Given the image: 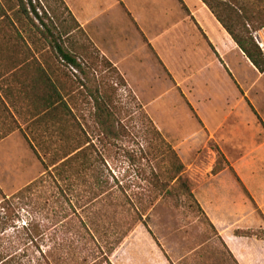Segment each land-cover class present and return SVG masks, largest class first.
Here are the masks:
<instances>
[{
	"label": "rangeland",
	"instance_id": "obj_1",
	"mask_svg": "<svg viewBox=\"0 0 264 264\" xmlns=\"http://www.w3.org/2000/svg\"><path fill=\"white\" fill-rule=\"evenodd\" d=\"M219 1L215 2L218 10L222 8ZM185 2L194 6L193 0ZM32 3L39 4L36 11L65 48L71 49L82 42L78 33L75 35L77 31H72L75 22L57 0H33ZM125 5L138 20L137 25L119 5H112L108 12L110 19H103L105 25L89 34L100 54L109 57L122 75L124 83H120L103 66L87 68L88 60H81L86 76L66 66L41 35L39 29L44 26L29 6L24 10L19 0H0V200L37 182L32 190L36 206L32 205L39 228L34 244L20 243L12 230L0 233V255L25 254L20 264H126L133 230H137L139 239L136 241L145 244L150 241L141 238V233L147 229L140 222L127 233L130 224L143 214L152 235L147 232L173 260L171 262L235 264L196 200L185 194L181 186L167 195L156 186L153 175L166 174L172 166L166 153V145H170L184 164V175L190 187V171L206 169L214 162L212 160L217 161L216 148L230 158L242 157L244 163L255 164L258 175L261 174L256 181H264V132L256 134L253 142L248 140V145L220 146L205 138L207 131L191 106L193 114L189 110V101L182 89L189 90L200 118L212 131L222 127L230 112L243 122L239 130L244 131L247 125L255 129L257 126L249 107L238 103L233 83L218 69V64L210 71H203L201 76L188 78L191 69L187 61L201 65L205 58H210L203 46L206 38L197 18L179 0H125ZM166 8L171 9L172 14L164 15ZM198 16L213 38L220 41L214 23L203 12L199 11ZM175 19L179 25L186 23L181 29L188 41L181 44V48H175L169 36L160 35L161 24ZM189 26L201 39L193 58L188 51L195 42L188 39L191 37ZM247 28L255 41V33L264 30L254 31L251 25ZM235 29L241 31L242 27ZM261 36L264 41V31ZM211 51L210 48L212 54ZM226 60L239 82L249 88L257 78L256 73L235 52L229 53ZM20 61H24L21 69ZM14 66L15 71L19 69L18 77L8 71ZM40 67L53 79L63 97V104L55 111L40 113L24 96L26 90L17 81L25 77L27 71L37 76ZM191 68L196 71L193 65ZM173 77L181 82L182 89L177 87ZM207 81L211 82L209 87L205 85ZM57 82H61L60 86ZM95 82L117 88L116 116L128 130L125 137L110 140L101 134L91 96ZM257 87L250 96L264 120V77ZM199 123L205 132L203 141L196 144L201 140L197 137L188 144L177 142L197 133ZM225 127L234 128L229 121ZM77 147L86 151L94 169L76 176L73 167L68 168L65 173L61 172L63 181L53 167ZM219 165L226 166L223 160ZM96 176L100 177L101 185H97ZM60 189L63 192L60 193ZM241 190L244 192L242 187ZM249 195L257 209L245 194L246 225L241 228H264V193L249 192ZM118 239L121 242L109 252ZM9 241H13L15 247L6 248Z\"/></svg>",
	"mask_w": 264,
	"mask_h": 264
},
{
	"label": "crops",
	"instance_id": "obj_2",
	"mask_svg": "<svg viewBox=\"0 0 264 264\" xmlns=\"http://www.w3.org/2000/svg\"><path fill=\"white\" fill-rule=\"evenodd\" d=\"M179 1L186 9H188L189 12H191L197 18L201 30H203V35L206 38V42L204 41L203 46L204 48H206V54H208L210 57L209 60H206L205 58V61H203L201 65L193 64L191 60L189 62L187 61L189 69H191L188 78L201 76L203 71H210L212 69V66L218 64V69L221 70L224 75L226 74L233 83L238 94V103L241 102L247 105L251 110V116L255 121V125L257 127L255 129L252 126L247 125V128L244 131L242 129L239 130V125H241L243 122L239 120V116L237 114L230 112L229 116H227L226 122L229 121V124H231L234 128L230 129V127H225V122L222 127H220V129L212 131L200 118L196 106L192 103L189 97V90L188 92L186 90H183L181 82H177L173 77L177 87H180L182 89L183 94L189 101L188 108L189 106L192 107V111H194V114H196V117L199 119L200 123L204 125V129H206L207 131V134H205L202 126L199 123V130L197 133L189 135L186 138H182V140L177 142H179L181 145L188 144L191 139H197V137H201V140L196 143L198 144L204 140L203 134H205V138L207 136L208 140H214L220 146H233L236 144L248 145V140H251V142H253V140L256 139V134H261L262 132H264V120L262 119L259 113V109L256 108L252 97L250 96V92L253 89L258 88L257 86L259 84V80L263 79L264 72L260 73L253 66L249 59L232 40L229 33L222 27V25L215 18L209 8L201 0H193L194 8L188 6L185 0ZM63 2L68 8V11L76 19L80 28H82L84 32L88 34V36L93 29L98 28V26L105 25V20H107L108 18L110 19V17L108 16V12L111 9L112 5H119L123 9L127 17L132 18L133 22H135L136 25L137 23H139L138 20H136L132 16L131 12L125 5V0H63ZM170 11L171 9L166 8L164 11V15L168 16L170 13L172 14V12ZM178 11L181 12L180 9H178ZM199 11L203 12L214 23L215 30H217L218 32L220 41L215 40L206 29L205 25L198 16ZM99 19L100 23L97 24V20ZM176 19L170 21V23L165 22L161 24L160 35L169 36L170 43L174 45L175 48H181V44H185V42L188 41L183 32V29H181V27L186 23L181 22V24L179 25L178 23H176ZM106 26H108V21ZM89 28L91 29L89 30ZM190 29L191 37H188V39L194 40L195 42L194 44H192V47L188 48V51L190 52V57L193 58V56L197 54L196 52H198V50L196 51V48H198V44L201 45V39L191 27ZM198 41H200V43ZM206 43L209 45V47H205V45H207ZM193 45H196L194 46V49ZM210 48L213 55L209 53ZM233 52H235L236 56H241L242 60H244V62H246L247 65L257 75L256 80L251 83L249 88H244V86L239 82L237 75L234 73L231 65L226 60L227 55ZM160 56L158 57L159 60L163 63L165 68H167ZM192 65L193 67H195L196 71H193L194 69L191 68ZM210 84V81L205 82V85L207 87H209ZM210 97L211 96H209L207 100H210ZM189 110L191 111L190 108ZM192 111L191 113L193 114ZM219 133H222V135H220ZM223 133H227V136ZM223 155L228 166L233 168L248 192H250L251 194L264 193V181L260 179L256 181V177L259 176L260 178L261 174L258 175V170L255 169V164L244 163V158L242 157L236 159L230 158L224 152ZM212 161L214 162L210 164L206 169L195 168L196 170H194L193 168L189 173L191 192L197 204L204 211L209 222L212 224L216 233L215 236L220 239V242L225 246L228 253L231 255V257H233V259H235L237 264H264V240H259L254 237L238 236L234 233V231L238 229H251L247 228L246 226L245 228H241L243 224L246 225V217L243 211L245 210L246 206L245 193L241 190L240 184L233 176L228 166L215 174L212 173V169L216 163V158ZM260 172L263 173V171ZM136 232V229L133 230L131 245L127 247L126 264H176L175 262H171L173 260L167 257V255L157 244V242L152 238V236L147 232V230L146 232L141 233V238H147L148 240H150L149 243L147 242L146 244L140 242V240L136 241L137 239H139Z\"/></svg>",
	"mask_w": 264,
	"mask_h": 264
},
{
	"label": "trees",
	"instance_id": "obj_3",
	"mask_svg": "<svg viewBox=\"0 0 264 264\" xmlns=\"http://www.w3.org/2000/svg\"><path fill=\"white\" fill-rule=\"evenodd\" d=\"M32 1L33 0H19V5H21L24 10H26V7L29 6L35 18H37L39 22L44 26V29H39L41 35H43V37L48 40L51 49L60 61H62L66 66L74 67L81 74L86 76V69L81 63V60H88L86 65L87 68L103 66L107 68L111 73H113L120 83H124L122 75L118 72L116 67L106 56L100 54L98 48L94 45L90 38H88L84 30L80 28L76 19L68 11V8L66 7L63 0L57 1L70 15L72 21L75 22V26L74 28H72V31L76 30L77 32L75 33V35L77 36L78 33V36L82 39L81 43L76 44L74 47H71V49L65 48L60 43V41L57 40V38L49 29L48 25L43 21V17H41L36 11L37 5L39 4L32 3ZM201 1L209 8L215 18L229 33L232 40L236 43V45L244 53V55L249 59L253 66L260 73H263L264 51L261 49L259 44L253 39V36L251 35L252 31L247 28V26L251 25L254 31L264 28V0H221L219 1L220 8L222 7L220 10L216 8V0ZM26 13L28 14V12ZM47 19L49 20V18ZM239 25H241L242 30L236 31L235 28ZM36 26L38 27V25ZM23 63L24 61L19 62V69L22 68ZM15 68V66L11 67V69L8 71L11 76L18 77L17 71L19 69L15 71ZM17 81L19 82L21 87L26 90V95L24 96L32 103V106L34 108H37L39 110L40 113H45L51 110L55 111L57 110L59 104H63V97L61 96L60 91L57 89V85L54 83L53 79L49 77V74L43 71L41 67L39 72H37V76L31 75L27 71L25 77L23 76ZM57 84H59L60 86L61 82H57ZM94 85V92L91 93L95 106L94 118L100 129L101 134L110 140L121 139L125 137L128 134V130L121 122V120L118 119L116 116L117 106L115 104V93L117 92V88L108 85L107 83L104 84V82H102L101 85H98L97 82H95ZM29 92L31 94H29ZM79 148L80 147H77L71 152H69L66 156L70 154L71 155L65 158L58 165H55L56 163L51 164L55 165L53 167V170H55V173H57L63 181L64 177L61 176V172L65 173L68 168L73 167V175L76 176L81 175L83 171H89L91 168H93L92 161H89L87 159L88 156L86 155V151L83 148ZM216 152L218 154V158L212 169V173L214 174L224 168L219 165L220 160H223L225 162V167L228 166L221 150L219 148H216ZM166 153L170 156L172 160V166L168 168L166 174L164 173L165 175H153V179H155L156 181V186L161 188V190H164L163 192L167 195H171L172 193H174L177 187L181 186V188L183 187L185 189V194L195 200L191 192V187L189 186L188 179L184 175L185 167L183 162L180 160V158L177 156L176 152L170 145H166ZM74 162L76 164L74 166L71 165ZM228 168L243 188L245 194L250 198L255 208L257 209L254 200L250 197L249 192L244 187L238 175L235 173L232 167L228 166ZM47 174L50 175L51 172L47 171ZM162 179H164V181ZM96 180L97 185H101L100 177L96 176ZM36 183L37 182H32L28 184L27 186H25L24 188L9 197L2 196V199L0 200V233L5 234L7 233V231L12 230V233L16 234L15 237H17V241H19L20 243L24 242L34 244L36 242V237L39 235V228L36 225L35 219L33 217L34 206L32 205L35 204L36 206V203L33 202L32 198V190ZM69 185L71 186V184ZM61 192H63V189H60V193ZM198 208L208 220L207 216L199 205ZM142 215L143 214L138 215L135 221L130 224L127 233L131 231L138 222H140L152 235L149 227L147 226L146 219L143 218ZM209 224L213 228L210 222ZM234 233L238 236L254 237L259 240H264V228L238 229L235 230ZM120 242L121 239H118L114 243L113 247L109 249V252H112L115 246L118 245ZM9 243L10 245L6 248L15 247L12 244L13 241H9ZM24 255L25 254H19L16 252L11 253L9 255H0V264H20ZM233 261L235 264H237L235 259H233Z\"/></svg>",
	"mask_w": 264,
	"mask_h": 264
},
{
	"label": "built area",
	"instance_id": "obj_4",
	"mask_svg": "<svg viewBox=\"0 0 264 264\" xmlns=\"http://www.w3.org/2000/svg\"><path fill=\"white\" fill-rule=\"evenodd\" d=\"M264 31V30H262ZM262 31H257L255 33V39H256V42L259 44V46L261 47V49L264 51V41L262 39V36H261V32Z\"/></svg>",
	"mask_w": 264,
	"mask_h": 264
}]
</instances>
